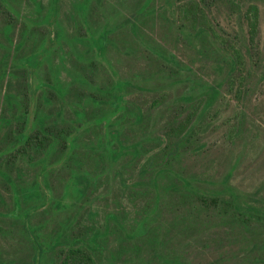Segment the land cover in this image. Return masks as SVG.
<instances>
[{
    "label": "rangeland",
    "instance_id": "obj_1",
    "mask_svg": "<svg viewBox=\"0 0 264 264\" xmlns=\"http://www.w3.org/2000/svg\"><path fill=\"white\" fill-rule=\"evenodd\" d=\"M78 1L2 0L9 15L0 16V73L3 61L8 60L9 67L0 77V117L9 125H0V145L9 129L29 132L32 122L42 116L49 125L76 127L78 105L86 122L96 110L83 98L95 94V85L110 93L101 96L106 104L96 107L106 113L108 87L116 80H127L129 84L118 93L130 106L142 109L143 121L135 125L132 117L125 118L120 137L124 144L142 139L153 153L156 134L169 119L186 121L196 108L200 113L192 122L194 133L173 149L170 172L197 180L205 191L221 189L227 197L229 191H236L264 208V0H251L258 7L257 48L251 51L242 43L247 36L243 11L248 1L243 7L226 0L179 1L196 6L192 10L196 17L182 21L186 29L197 23L212 25L223 44L240 54L232 73L225 65L217 68L218 55L206 40L176 34L164 8L157 15L149 14L148 8L133 34L125 21L143 12L144 0H89L86 18L77 10ZM152 2L156 7L170 0ZM6 21L11 23L5 28ZM85 26L94 34L102 27L109 30L102 54L88 51L74 39L87 32ZM157 46L166 48L180 64L175 77L159 73L151 54ZM55 71L62 92L45 85L33 90L35 84L51 81ZM83 75L88 81L82 80ZM214 86L215 99L202 108ZM100 128L91 123L79 127L71 162L52 158L40 164L33 152L16 159L7 172L17 188L29 192L26 200L21 195L17 200L11 181L0 176V264H31L32 241L44 250L39 264H56L51 249L59 245V234L61 240L80 237L89 244L93 231L99 234L96 244H91L97 245L96 264H171L161 261L159 252L187 264H264V251L249 242L254 233L248 237L226 218L188 217V206H179L170 192L161 191L156 204L150 180L155 169L143 170L144 159L130 152L116 160L93 157L90 149L99 139L104 141ZM164 159L156 156L154 168ZM70 167L90 174L92 182L81 197L78 178L68 181ZM226 174L229 180L224 184ZM175 180L171 175L161 177L164 185ZM133 231L136 236L126 238L125 233Z\"/></svg>",
    "mask_w": 264,
    "mask_h": 264
},
{
    "label": "trees",
    "instance_id": "obj_2",
    "mask_svg": "<svg viewBox=\"0 0 264 264\" xmlns=\"http://www.w3.org/2000/svg\"><path fill=\"white\" fill-rule=\"evenodd\" d=\"M179 1L180 0H170V2H166L164 6L156 4V7H152V0H144L141 6L143 12H138L131 16L130 19L125 21V25H128L127 28L130 33L136 34L139 23L142 22L144 17L142 14L145 15L148 8H150L149 14L156 13V15L159 12V9L164 8L168 12L169 17L173 20L176 34L180 35L185 33L188 36H192L195 40H206L218 55L217 58H215L217 68H222L223 65H225L229 73L234 72L239 66L240 54L236 52L230 44H223L212 25L197 23L194 24L192 28L186 29L182 21L188 17L192 19L193 17H196V14L193 13L196 6L192 1H188L186 4L182 5ZM226 1L241 7L244 6V1L249 2L243 11V16L245 17L248 29L246 40L245 42L242 41V43L248 51H251L254 47L257 48V5L252 3L251 0ZM88 3L89 0H81L77 2V10L82 14V18H86V14L89 12ZM7 9L8 8L2 3V0H0V16L2 18L9 15ZM10 23L11 22L6 21L5 28L8 27V24ZM85 24L86 22H84V25ZM8 29L9 30H6V32L11 30V28ZM85 30H87L85 34H79V36H75L74 39L84 44L88 51L94 49L96 50L95 52L102 54L109 42V30L102 27L96 34L92 33L87 26H85ZM234 38L236 37L234 36L233 39ZM24 41L25 40L23 39L17 43L18 49L24 45ZM151 54L153 60L156 62L157 69L162 76L165 75L164 77L171 78L179 73L181 69L180 64L175 60L174 55L166 50V48L163 46H157L156 52L151 51ZM7 61H3L0 77L6 73V69L9 67ZM172 65L175 66V68ZM53 76V83L52 80L41 81L33 86V90H38L42 85H45L46 87L52 86L62 92V87L57 79L58 74L56 71ZM81 78L83 81H88L84 75L81 76ZM127 84H129L127 80H116L110 84L108 87L111 89L109 100L110 107L106 113L98 112L96 107L106 104V101L103 100L101 96H107L110 93L102 89L100 86L95 85V94L89 93L83 98V100L92 102L96 111H94L92 116L87 117L86 122H82L83 117H85V112L83 107L78 105L79 110L75 111L77 119L76 127L68 126L67 128H59L55 124L49 125L46 123V117L42 116L36 118L32 122L29 132L21 131V127H19L18 130L9 129L5 136V143L1 142L2 144L0 145V176L11 181L7 169L9 170L14 166L16 159L24 158L30 152L38 154L39 156L36 161L44 165L48 164L47 159L51 160L52 158L56 161H64V159H66L67 162H71L75 153V144L80 137L79 127L91 123L95 127H103L104 129V141L99 139L96 145L90 149L93 152V157L98 159L110 158L111 160H116L123 153L130 152L133 157L137 156L138 158L145 160L143 170L155 169L150 180L154 185L156 204H158L161 197V191L170 192L179 199V206H188V217L193 216L196 219L200 218L202 221L205 219L210 221L215 218H226L232 226L241 233L248 235V237L254 233V236L249 239L251 246L253 248H260L264 251V208L244 200L236 191L233 193L229 191L230 196L228 197L225 194L227 191L221 189L205 191L200 189V186L196 185L198 182L197 180L187 179L170 172L168 161H170L172 151L183 141H189L190 136L194 133L191 129L192 122L199 115L200 110L196 112L197 110L194 108L186 121L185 119H182L178 122L174 121V123H172L173 120L170 118L165 129L156 134V140H154L156 142V150L153 153L143 145L144 141L142 139L131 144H124L121 141L120 137L123 132L122 125L126 117H132L130 121L135 125H140L143 121L142 109L135 105L130 106L125 100L123 94L118 93V89ZM216 88L217 87L215 86L211 88L210 95L205 100L202 108L210 105L215 99L217 95ZM5 97L9 102L11 101L9 95H5ZM186 99L191 98L187 97ZM201 111L203 112L204 109ZM5 122L6 125H9L8 120L4 121L3 118L0 117V125ZM83 129H86V127ZM18 143L20 144L19 147H17ZM156 156H160L162 159L165 158V162L163 165L154 168L153 161H155ZM4 157L6 158L3 162ZM66 165L68 166V164ZM69 170L68 181L76 178L80 181L78 194L81 197L87 191L88 186L92 182L90 174L87 170L79 171L73 167H70ZM165 175L174 176L176 178L175 182L166 185L161 183V177ZM228 180L229 174H226L223 183L227 184ZM133 183L137 184L138 182ZM12 186L16 193L17 200L20 195L24 200L31 197L29 192H26L25 189L17 188L13 183ZM227 188L228 187L225 189ZM139 232L140 230L137 231V233ZM137 233L134 231L132 233L126 232L125 236L126 238H134ZM98 237V232L93 231L92 235L88 237V244L81 240L80 237L70 238V240L67 241H64L65 239L61 240L62 234H59V245H53L51 249V253L55 256L56 264H96L98 252L95 248H97V245L95 246L91 244H96ZM71 240H73V242L69 243ZM32 245L35 253L32 256L31 264H39L40 257L44 254V250H41L33 241ZM157 256L163 262H169L171 264H187L179 259H173L174 257L167 258L160 252Z\"/></svg>",
    "mask_w": 264,
    "mask_h": 264
}]
</instances>
